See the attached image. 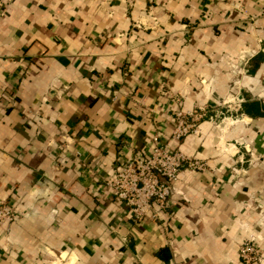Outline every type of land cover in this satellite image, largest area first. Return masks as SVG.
<instances>
[{
	"label": "crops",
	"instance_id": "crops-1",
	"mask_svg": "<svg viewBox=\"0 0 264 264\" xmlns=\"http://www.w3.org/2000/svg\"><path fill=\"white\" fill-rule=\"evenodd\" d=\"M153 130L206 169L133 223L103 180ZM0 202V264H244V237L264 248V0H0Z\"/></svg>",
	"mask_w": 264,
	"mask_h": 264
},
{
	"label": "built area",
	"instance_id": "built-area-1",
	"mask_svg": "<svg viewBox=\"0 0 264 264\" xmlns=\"http://www.w3.org/2000/svg\"><path fill=\"white\" fill-rule=\"evenodd\" d=\"M207 111L206 104H197L169 112L167 116L174 122L170 139L177 142L188 134H198V123ZM183 166L189 170L206 169L204 161L171 148L153 130L143 149L135 150L121 159L103 180V184L112 190L117 201L126 208L133 223L144 218L160 223L162 215L171 207V183L176 180ZM14 217V211L0 202V224L12 221ZM252 239L244 237L241 240L238 257L244 264H264L262 252Z\"/></svg>",
	"mask_w": 264,
	"mask_h": 264
},
{
	"label": "rangeland",
	"instance_id": "rangeland-1",
	"mask_svg": "<svg viewBox=\"0 0 264 264\" xmlns=\"http://www.w3.org/2000/svg\"><path fill=\"white\" fill-rule=\"evenodd\" d=\"M262 145V144H261ZM251 159H252V161H256V160H261V157H260V155H257V154H252L251 155ZM245 238H253L252 239V241H254L255 240V236L253 237L252 235H249V236H246ZM255 243V242H254ZM256 244V243H255ZM259 250L262 252V259L264 260V248H262V247H259ZM58 256V255H57ZM57 256H55V257H53V258H56Z\"/></svg>",
	"mask_w": 264,
	"mask_h": 264
}]
</instances>
